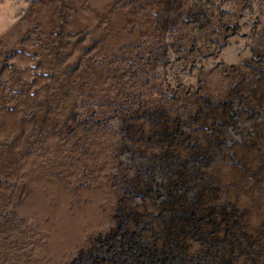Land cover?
<instances>
[{
	"label": "rangeland",
	"instance_id": "1",
	"mask_svg": "<svg viewBox=\"0 0 264 264\" xmlns=\"http://www.w3.org/2000/svg\"><path fill=\"white\" fill-rule=\"evenodd\" d=\"M177 158L264 264V0H0V264H131Z\"/></svg>",
	"mask_w": 264,
	"mask_h": 264
},
{
	"label": "trees",
	"instance_id": "2",
	"mask_svg": "<svg viewBox=\"0 0 264 264\" xmlns=\"http://www.w3.org/2000/svg\"><path fill=\"white\" fill-rule=\"evenodd\" d=\"M188 135L196 140L186 143L191 156L200 158L201 144H194L200 142V139L190 135V132H188ZM183 161L178 159L177 163L174 162V166L171 165V161L167 163L169 168L171 166V168L181 169L176 172L178 181L166 182L163 191L168 194L163 200L159 193H156L157 195L154 198L156 201H161L160 205L169 202V207L165 210L166 214L158 226L153 227L154 229L151 231L153 232V238L149 244L141 242L138 245L137 243L127 244V249H132L130 253L132 255L131 264H231L234 261L229 249L232 245L233 234L225 232V229L220 225L219 220L221 218H218L220 217L218 214L222 213L219 208L222 207H219V205L211 206L208 202L203 204L205 199L202 194L203 198L201 195L199 196V208L197 210L193 209L198 204L195 198L197 196L190 197L194 186L187 181L190 180L192 170L190 171L191 168L186 167L187 164ZM145 173L147 172H141L140 175ZM195 176H197V173L194 174ZM145 177L149 179V174H145ZM224 214L230 216L226 211ZM181 216H183L184 221L187 219L190 224L187 222L185 226H182V231H179L180 226H178V223L180 222L174 224L173 221H175V218H179L178 220L181 221ZM192 247L195 248L192 249Z\"/></svg>",
	"mask_w": 264,
	"mask_h": 264
}]
</instances>
